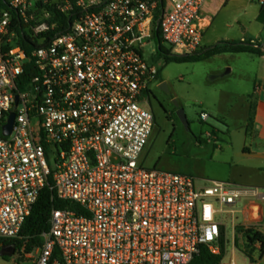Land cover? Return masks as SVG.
<instances>
[{
    "label": "built area",
    "instance_id": "2783aa9c",
    "mask_svg": "<svg viewBox=\"0 0 264 264\" xmlns=\"http://www.w3.org/2000/svg\"><path fill=\"white\" fill-rule=\"evenodd\" d=\"M165 2L155 22L159 0H0V239L20 236L50 177L56 198L79 208H53L37 256L21 250L31 264H191L204 247L221 254L228 220L235 241L244 201L243 227L264 236L258 188L196 186L190 175L141 164L156 125L144 102L160 81L145 58L155 26L173 55L203 41L207 0ZM78 11L68 32L48 38L56 12ZM19 30L38 46L25 50Z\"/></svg>",
    "mask_w": 264,
    "mask_h": 264
},
{
    "label": "rangeland",
    "instance_id": "374dc122",
    "mask_svg": "<svg viewBox=\"0 0 264 264\" xmlns=\"http://www.w3.org/2000/svg\"><path fill=\"white\" fill-rule=\"evenodd\" d=\"M50 22L55 23V19ZM164 46L171 51L169 45ZM145 58L160 67L161 77L169 89L168 95L185 110L190 127L186 129L176 115L167 118L163 113L153 111L156 125L142 155V166L190 175L195 178L196 186L221 181L255 187L264 192V159L256 156L260 149L251 136L254 109L248 111L242 99L245 93L253 91V83L242 77V70H246L247 64L232 61L234 69L231 72L225 58L167 64L160 57L155 40L146 47ZM203 113L209 115L207 121L202 120ZM209 134L212 136L209 137ZM48 164L51 169H56L53 155L48 158ZM246 206V201L239 206L240 212L235 216L237 227L243 226ZM243 233L236 229L234 241L228 220L225 259L229 261L234 257L239 264H264L261 248L251 247L256 262L246 254L248 243L242 237ZM33 256H37L36 251ZM19 258V252L9 259L0 256V264L32 263L28 259L20 262Z\"/></svg>",
    "mask_w": 264,
    "mask_h": 264
},
{
    "label": "trees",
    "instance_id": "16d2710c",
    "mask_svg": "<svg viewBox=\"0 0 264 264\" xmlns=\"http://www.w3.org/2000/svg\"><path fill=\"white\" fill-rule=\"evenodd\" d=\"M7 1V0H4ZM160 6L158 12L155 17V22L161 17L162 10L166 6L165 0H159ZM51 10V8H49ZM82 11H78L77 13H71L69 15H64L60 13H55V21L59 23V27L53 31L48 33V38L54 37L57 33H66L70 29V24L74 22V20L79 16V13ZM261 14L264 18V5L261 9ZM19 36L21 37V45L25 48V50H30L31 47L38 46L36 42L32 41V39L22 31H18ZM153 39L156 41L158 46V52L160 57L164 58L167 64L170 63H194V62H203L213 58L214 56L221 54H242V53H250L255 55H263L261 51L262 44L260 43H252V42H221L213 47L204 48L200 51L194 52L192 54H188L186 56L182 55H173L170 50H168L163 42L160 29L158 26H155ZM34 74L32 70V65H29L25 70V74L23 76L24 80H28ZM159 80L162 81L161 71H159ZM253 119H251V124ZM53 208H69L73 210H78L79 208L73 202H64L58 200L56 198V192L53 189V179L49 178L47 186L41 192V195L34 205L31 214L27 217L24 222L22 231L20 236L17 239L4 240L0 239V256L5 259L11 258L15 253L19 252L20 254V262L26 261L21 250L25 248L26 254L30 255L36 251L42 245V234L47 232L50 228V218ZM238 230L243 231L245 234V238L248 241V252L246 253L253 262H256L252 255L253 251L251 247H253L254 243L257 241H261L262 247L260 249L261 257L264 256V236L259 233H256L254 228H245L243 226L237 227ZM250 247V249H249ZM13 250L14 253L12 256L2 255V251ZM7 252V251H6ZM5 252V253H6ZM226 248L223 244L222 252L220 255L212 254L207 248H202L199 255H197L191 264H221V261L225 257Z\"/></svg>",
    "mask_w": 264,
    "mask_h": 264
},
{
    "label": "crops",
    "instance_id": "0c3cea01",
    "mask_svg": "<svg viewBox=\"0 0 264 264\" xmlns=\"http://www.w3.org/2000/svg\"><path fill=\"white\" fill-rule=\"evenodd\" d=\"M263 5L264 0H207L202 9L204 34L201 47L210 48L221 42L233 41L263 45L261 48L263 55L260 56L250 53H227L211 58H225L230 72L234 69L232 61H243L247 64L246 70H242V77L253 83V91L245 93L242 99L248 111L254 109L253 122L250 123L253 128L251 136L254 144L260 149L256 156L262 159H264V18L261 14ZM222 123L227 125L225 122ZM247 129L246 126V134ZM261 259L264 260V256Z\"/></svg>",
    "mask_w": 264,
    "mask_h": 264
},
{
    "label": "flooded vegetation",
    "instance_id": "af4514ba",
    "mask_svg": "<svg viewBox=\"0 0 264 264\" xmlns=\"http://www.w3.org/2000/svg\"><path fill=\"white\" fill-rule=\"evenodd\" d=\"M168 93L169 89L164 80L153 83L144 95L145 105L154 112L163 113L167 118L170 115L177 116V111L181 107L174 98L169 97ZM2 252L5 253L4 251Z\"/></svg>",
    "mask_w": 264,
    "mask_h": 264
},
{
    "label": "water",
    "instance_id": "95a60500",
    "mask_svg": "<svg viewBox=\"0 0 264 264\" xmlns=\"http://www.w3.org/2000/svg\"><path fill=\"white\" fill-rule=\"evenodd\" d=\"M187 54H184L182 56H186ZM167 84V83H166ZM177 116L180 119V121L182 122V124L186 127V129H189V122L187 119V115L185 113V110L183 108H179V110L177 111ZM15 121V114L13 113L10 117L9 123L4 127V134L5 135H10L12 132V128H13V124ZM14 253V251L11 249L8 253H3L2 255H9L12 256Z\"/></svg>",
    "mask_w": 264,
    "mask_h": 264
}]
</instances>
